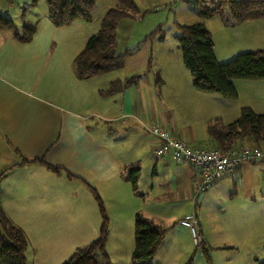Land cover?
<instances>
[{"label":"crops","instance_id":"1","mask_svg":"<svg viewBox=\"0 0 264 264\" xmlns=\"http://www.w3.org/2000/svg\"><path fill=\"white\" fill-rule=\"evenodd\" d=\"M132 1L134 14L116 21L115 50H134L125 55L120 67L83 79L75 73L74 59L100 28L105 12L119 6V0L103 6L97 0L90 20L64 25L51 22L47 3L37 10L32 0H0L4 13L15 19L19 14L17 29L24 21L35 25L27 41L0 30V173H5L0 181V205L27 238L26 264L54 260L39 251L52 240L70 241L75 248L99 235L101 213L91 188L108 216L106 250L112 264H116L117 250L109 243L133 241L138 211L166 229L162 242L170 234L180 250L178 231L189 230L180 221L190 215L196 218L205 245L212 241L210 227H223L222 220L226 227L240 230L244 242L259 222L264 223V157L244 162L199 193L196 167L169 155L157 156V140L147 129L161 124L194 147H213L216 142L208 132L213 119L227 124L242 106L264 113V78L236 79L240 80L235 81L236 91L240 85L247 93L240 98L238 91L234 101L221 99L215 91L196 90L190 81L187 92L194 111L204 108L202 99L229 103L230 111L221 118L209 107L201 121L178 119L171 102L182 91L176 69L160 64L159 49L149 42L160 21L155 11L165 0ZM179 1L180 8L196 2ZM202 23L212 38L218 34V50L213 42L218 61L231 59L239 51L264 48V19L237 23L225 10L223 16H208ZM134 73H140L139 78L127 85L126 79ZM240 144L257 145L264 151V141L245 137ZM34 157H43L64 172L40 163H22L23 158ZM131 166L139 168L136 191L127 177ZM214 203L218 208L209 211ZM218 242L225 248L254 249L227 239ZM132 249L133 244L125 252ZM59 263L54 260L53 264Z\"/></svg>","mask_w":264,"mask_h":264},{"label":"trees","instance_id":"2","mask_svg":"<svg viewBox=\"0 0 264 264\" xmlns=\"http://www.w3.org/2000/svg\"><path fill=\"white\" fill-rule=\"evenodd\" d=\"M13 3V0H6ZM38 0H32L35 2ZM48 17L55 25L70 24L77 19L88 21L92 18L97 0H45ZM120 5L109 8L97 32L91 34L82 51L76 56L73 68L78 77L86 79L102 74L113 67H120L126 54L116 53V21L136 11L132 0H119ZM201 15H224L229 9L231 18L239 23L247 19H264V0H196ZM24 16V15H22ZM35 25L24 21L17 29L13 18L0 9V30L11 31L22 41L31 38ZM179 47L182 61L190 72L193 87L199 91H216L225 97L235 98L237 91L234 79L264 78V48L242 51L225 62H218L214 53V43L210 31L202 22L179 24ZM140 73L126 79V84L135 82ZM114 88V87H113ZM112 90L109 89V91ZM208 132L216 142V147L227 149L241 145L243 138L254 142L264 141V113L256 112L249 106H242L239 115L222 128L216 124L208 126ZM214 147V146H213ZM22 163H40L52 171L64 172L43 157L23 158ZM138 167H129L127 177L134 191L137 190ZM67 176H71L65 171ZM5 173H0V181ZM101 213L99 235L90 242L75 248L61 264H112L106 251L108 216L103 202L91 188ZM164 229L145 217L141 212L134 216V246L131 264H153L152 259L161 245ZM27 238L23 230L15 225L0 205V264H26L25 249ZM206 251V249H205ZM264 264V257L256 259Z\"/></svg>","mask_w":264,"mask_h":264},{"label":"rangeland","instance_id":"3","mask_svg":"<svg viewBox=\"0 0 264 264\" xmlns=\"http://www.w3.org/2000/svg\"><path fill=\"white\" fill-rule=\"evenodd\" d=\"M107 1L109 0H101L100 2L101 6H103ZM181 2L177 1L175 4H172L169 2V0H165L162 3L161 7L158 8V11H155L156 15L159 16L160 21L158 23V26L156 27V30L153 32V34H151L152 36L151 39H149V42L153 43V47L155 46V48L159 49L157 50L159 63L160 64L167 63L164 66H171L176 69L175 75L178 76L177 84L181 86L180 89H182V91L179 99L176 98L174 99L175 101H171L174 102L173 103L174 113L177 115L178 119L183 121H188L190 118H194V117L195 120L201 121V119H203L206 114H209V109H210L209 107H213L216 109L213 112L216 115H220V117L223 118L224 115L227 116L228 111H230L229 103L227 105H224L220 102H212L210 99H202L201 104L204 105V108L198 107L196 111H194V108L190 105L191 100L189 98L188 89H189V83H191L190 82L191 77L189 70L182 61L181 50L179 47V37H178L180 34L179 24L203 22V20H205V16L201 15L199 12L200 6L198 2L190 1L188 2L187 6L180 8L179 5ZM43 5L44 7L46 6L45 0H38L35 2L34 8L40 10L43 7ZM225 10L226 13H228L229 15V9L226 8ZM16 16H17L16 19L13 18L14 22H18L20 20L19 14H17ZM148 17L149 16H146L145 21L149 19ZM213 36H214L212 38L213 42L216 43L218 50V48L220 47L218 34L214 33ZM119 42L120 43L122 42V36L121 37L119 36ZM115 49L116 48L114 46V50ZM218 62L222 63V61H218ZM187 81H188V88H187ZM235 81H240V80L234 79L233 80L234 85H235ZM242 88L243 87L238 85L240 98L247 93L246 91H244V89L242 90ZM214 95H221L219 97L221 99H227L226 101H234L232 100V98L225 97L221 93ZM193 101L196 100L193 99ZM214 124H216V127L219 129L225 125V124L221 125V121L219 120V118L213 119L211 125ZM217 208L218 205L215 204L213 207L209 208V211H213ZM175 221L178 224L177 219H175ZM222 226L223 227H219V226L210 227L211 228L210 237L212 241L209 244L208 243H206V245L201 244L200 246H195L191 238L192 237L191 232L189 230H187V232L186 230L178 231L179 237L182 240L181 250L179 248H176V245L172 243L171 241L172 236H170V234L165 235L166 237L164 238L161 247L153 256L152 259L153 264H257L256 259H261L264 257V243L262 242L261 239L264 237V223L259 222L256 225L253 234L250 237L248 236L249 238H246L245 242L243 241L242 235L239 233L240 230L237 231V229L233 225H230V227H226L227 222L222 220ZM197 227L198 230L200 231L199 226ZM165 230L166 229H164V234H165ZM188 233H189V240H188ZM221 239H227L228 242H233L231 244H234L235 242V244L251 246L254 249L249 250V248H245V247L225 248L220 244L221 241L218 242ZM72 244L74 243H71L70 241H68L67 243L66 241H62V240H58V241L52 240L45 246L41 247L39 251L42 253L44 251L45 255L50 254V256L54 257V260H56L58 263L60 261L59 264H61L75 250L76 247L75 248L74 246L71 247ZM109 244L111 246H116L117 248V249L115 248V250H117L115 251L117 252L116 255H113V260L115 261L116 264H129L131 262V257H130L131 253H127V251L125 252V249L126 247H129L132 244L134 246V238L133 241L130 240V242L128 241V242L109 243ZM107 245L108 244L106 242V246ZM58 248H60L61 250L60 252L57 251ZM67 249L69 250L66 251ZM124 253L125 255H123ZM54 260L43 259V261L44 262L46 261L48 264H53ZM39 262L41 264H44L41 259H39Z\"/></svg>","mask_w":264,"mask_h":264},{"label":"built area","instance_id":"4","mask_svg":"<svg viewBox=\"0 0 264 264\" xmlns=\"http://www.w3.org/2000/svg\"><path fill=\"white\" fill-rule=\"evenodd\" d=\"M177 1L169 0L172 4ZM147 129L157 140L154 147V153L157 156L169 155L178 163L187 162L196 167L199 177L197 185L199 193L225 175L234 173L244 162L264 157V151L257 145L241 144L227 149L216 146L194 147L183 138L170 133L161 124H152ZM180 223L189 228L195 246H200L203 242V235L198 230L196 218L190 215L181 219Z\"/></svg>","mask_w":264,"mask_h":264}]
</instances>
